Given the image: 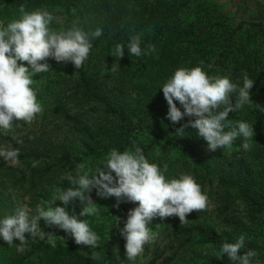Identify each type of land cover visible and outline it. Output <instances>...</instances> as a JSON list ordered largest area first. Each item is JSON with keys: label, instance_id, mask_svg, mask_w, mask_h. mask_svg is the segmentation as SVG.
Segmentation results:
<instances>
[{"label": "trees", "instance_id": "trees-1", "mask_svg": "<svg viewBox=\"0 0 264 264\" xmlns=\"http://www.w3.org/2000/svg\"><path fill=\"white\" fill-rule=\"evenodd\" d=\"M216 4L208 0H0V23L5 25L20 18L19 8L23 5L27 12L52 13L55 19L50 27L55 31L73 25L86 32L103 29L102 36L92 41L89 57L81 68L67 62V71L63 62L48 58L50 72L35 75L31 86L38 103L51 115L73 106L69 111L74 114L75 133L82 136L81 158L69 152L56 157L35 152L20 154L21 162L53 161L43 170L26 168L21 180L23 183L29 176L32 187L36 180L59 173L57 185L66 191L74 186L64 174H76L78 164L99 162L98 166L113 148L123 152L135 144L143 149L149 163L161 168L167 165L166 180L189 174L202 191L205 185L212 187L213 180L217 181L216 189L223 193H215L222 202V216L232 212L237 202L243 208L239 215L225 217L219 231L202 225L179 229L178 236L187 237L204 251L207 259L195 260L194 264H233L226 254L222 257L220 249L224 243H235L241 235L245 244L240 254L255 250L258 256L253 264H264V22L233 19ZM137 34H141L142 49L153 45L155 51L139 58L130 56L127 44ZM116 44L125 46L120 60L111 56ZM23 63L27 66V62ZM196 66H202L209 76L228 77L241 86L244 73L255 80L250 90L252 103L230 112V127L225 129L235 128L236 122L242 120L253 125L252 138L245 141L237 137L231 147L211 152L191 127L185 129L184 138L175 137V129L189 118L175 125L166 119L168 105L160 88L176 69ZM72 70L74 77L67 73ZM231 99L234 104L235 98ZM242 143L249 144L247 151L240 147ZM92 199L100 203L104 200L96 196L95 190ZM114 199L108 212L102 204L97 215L102 214L112 225H116L118 217L122 228L120 221L126 222L129 210L137 204L122 202L117 208ZM59 204L64 206L60 201ZM68 208L75 209L80 218L79 201ZM115 227L110 232L103 264H114L115 247L121 257L124 254L126 241ZM25 237L29 238L28 234ZM29 246V256L37 254L40 262L47 260L42 253L44 242L38 237ZM55 256L59 257L57 252ZM60 258L63 264H87L78 255ZM25 260L20 257L16 264Z\"/></svg>", "mask_w": 264, "mask_h": 264}, {"label": "clouds", "instance_id": "clouds-1", "mask_svg": "<svg viewBox=\"0 0 264 264\" xmlns=\"http://www.w3.org/2000/svg\"><path fill=\"white\" fill-rule=\"evenodd\" d=\"M19 12V19L6 25L0 23V131L13 128V120L29 124L43 111L31 86L35 75L50 72V65L46 62L48 58L56 62H71L79 69L89 57L92 41L103 34L101 28L86 32L75 25L55 31L50 27L55 17L49 11L27 12L21 5ZM141 44V34L131 36L127 44L129 55L139 58L155 51L153 45L142 49ZM124 54L125 46L116 44L111 56L120 60ZM23 62H27V66ZM254 82L247 73L243 74L241 86L228 77L209 76L202 66L176 69L160 88L168 105L166 119L175 125L189 118L187 123L175 129V137L184 138L187 134L185 129L191 127L211 152L231 147L237 137L245 141L252 138L253 125L245 121H237L236 127L229 131L225 129L230 127V112H237L252 103L250 90ZM232 97L235 98L234 104ZM240 147L247 151L249 144L242 143ZM19 155V148L10 143L7 146L0 144V161L5 164L19 165ZM36 163L33 162L32 166L36 167ZM167 170V165L161 168L149 163L143 149L135 144L123 152L113 148L106 161L96 166L94 174L90 175L91 170H86L84 163L78 164L76 174L66 176L74 187L59 190L58 196L49 202L46 209L37 206L36 214L31 215V210L24 206L16 209L14 215L0 218V239L23 253L29 240L35 242L37 237L44 238L45 233L39 227L43 220L46 226L70 234L77 245L99 247L100 237L88 220L82 219L98 214L99 206L92 199L95 190L101 199L116 198L114 207L118 208L122 202L137 204L129 210L126 222L120 221L122 228L117 223L118 217L116 221V228L126 241V255L133 261L144 251V245L158 236L149 227L154 218L178 217L181 225L187 224L188 214L194 210L203 211L208 206V197L193 176L182 174L178 179L166 180L164 173ZM57 201L64 206L54 207ZM74 201L82 205L78 214L80 218L75 209L69 211L68 206ZM25 234H28V239ZM14 241H19V244ZM244 244L243 235L235 243L222 244V257L226 254L233 264H253L258 253L250 249L240 254ZM94 259L98 260L99 255H94Z\"/></svg>", "mask_w": 264, "mask_h": 264}, {"label": "rangeland", "instance_id": "rangeland-1", "mask_svg": "<svg viewBox=\"0 0 264 264\" xmlns=\"http://www.w3.org/2000/svg\"><path fill=\"white\" fill-rule=\"evenodd\" d=\"M208 1L216 2V5L221 6L233 19L260 20V22H264V0ZM57 19H60V16L57 15ZM62 66H65V68L69 67L67 62H63ZM67 73L72 77L75 75L74 70ZM64 92L69 94L66 90ZM72 107V105H68L66 111L59 115H51L42 108L43 111L37 114L36 118L29 124L23 120H14L12 122L13 128L0 131V144L7 146L10 143L14 148H19L20 154L35 152L56 157L61 153L69 152L71 155L81 158L83 153L82 136L75 133L74 114L69 111ZM89 116L90 114L88 113L85 120L87 125L90 121ZM19 162V165L13 167L0 161V218L14 215L16 209L24 206L31 210V215H35L37 206L46 209L49 206V202L58 196L59 190H62L57 185L56 177L59 173L44 176L42 181L36 180L32 187L28 182L29 176H26V181L24 180L23 183V180H21L26 168L43 170L51 165L53 161L41 160L36 163V167H33V162L30 161ZM98 163L90 164L87 161V164H85L86 170H91L90 175L95 173ZM64 175L66 179L69 174ZM18 180L20 181L18 182ZM216 185L217 181L213 180L212 187L209 185L204 186L202 192L208 197V206L202 213L193 211L186 217L189 222L182 225L178 217L154 218L149 227L158 233L156 239L146 243L144 251L133 261L128 259L125 247L123 248L124 254L122 257L117 251V247H115L113 250L114 264H194L195 260H206L207 258L203 256V249L195 247L194 243H192L193 241H189L187 237L178 236L177 232L182 227L193 225H202L210 230L211 227H214L219 231L225 217H233V215H239L242 212L243 208L237 202L231 208L232 212L228 211L225 216L220 214L222 202L221 200L219 201L217 195H222L223 193L222 190L216 189ZM114 200L113 197L102 200V203L95 202V200L93 202L99 207L105 204L108 212L107 208ZM55 206H61L59 201L56 202ZM84 219L88 220L92 230L100 237L99 247L88 248L77 245L70 234L64 230L46 226L45 222L41 220L39 227L45 234L43 239L38 238L44 242L45 247L42 253L47 255V260L40 262L37 254L29 256L31 251L29 244H33L31 240L25 245L26 251L20 253L15 246L9 247L6 242L0 239V264H16L20 257H26L23 264H63L60 256L65 254L78 255L87 261V264H103L110 232L116 225H112L111 220H106L102 214ZM47 233L52 235L50 236ZM14 243L19 244V241H14ZM55 252H57L59 257L55 256ZM96 254L99 255L98 260L94 259Z\"/></svg>", "mask_w": 264, "mask_h": 264}]
</instances>
